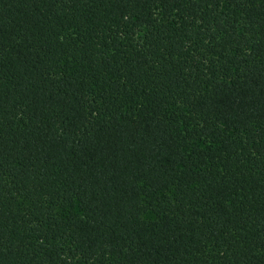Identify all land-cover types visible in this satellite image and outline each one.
Listing matches in <instances>:
<instances>
[{
  "label": "trees",
  "instance_id": "1",
  "mask_svg": "<svg viewBox=\"0 0 264 264\" xmlns=\"http://www.w3.org/2000/svg\"><path fill=\"white\" fill-rule=\"evenodd\" d=\"M0 264H264V0H0Z\"/></svg>",
  "mask_w": 264,
  "mask_h": 264
}]
</instances>
